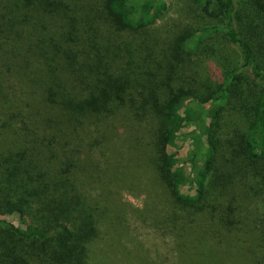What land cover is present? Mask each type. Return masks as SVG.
Wrapping results in <instances>:
<instances>
[{
    "label": "trees",
    "instance_id": "trees-1",
    "mask_svg": "<svg viewBox=\"0 0 264 264\" xmlns=\"http://www.w3.org/2000/svg\"><path fill=\"white\" fill-rule=\"evenodd\" d=\"M180 3L0 0V264H264V0Z\"/></svg>",
    "mask_w": 264,
    "mask_h": 264
},
{
    "label": "rangeland",
    "instance_id": "rangeland-1",
    "mask_svg": "<svg viewBox=\"0 0 264 264\" xmlns=\"http://www.w3.org/2000/svg\"><path fill=\"white\" fill-rule=\"evenodd\" d=\"M164 11L161 14L157 24L154 26V30L159 33H163L167 30L173 23V21L179 17L181 13L182 4L180 0H163ZM134 64H136V60H133ZM174 149H170V152H173ZM124 199L133 205L135 208L142 209L144 203L143 196H136L130 193L124 194ZM11 218L12 217H8Z\"/></svg>",
    "mask_w": 264,
    "mask_h": 264
}]
</instances>
